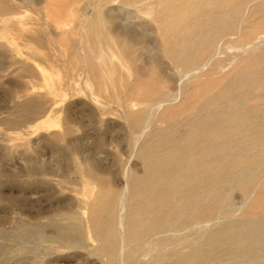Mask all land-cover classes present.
Instances as JSON below:
<instances>
[{
    "label": "rangeland",
    "instance_id": "1",
    "mask_svg": "<svg viewBox=\"0 0 264 264\" xmlns=\"http://www.w3.org/2000/svg\"><path fill=\"white\" fill-rule=\"evenodd\" d=\"M194 1L196 0H0V243L9 247V251L0 257V264L105 263V258L95 253L97 243L88 232V212L85 207L96 188L91 193H85L86 183L111 182L116 191L127 192L123 171H133L138 176L142 174L139 148L151 140L153 132H161L165 128L166 124L161 119L164 108L172 109L180 105L183 98L180 92L184 94L189 91L192 83L202 81L200 77L187 78L182 84L184 92L181 90L176 96L177 90L171 81L178 78L177 72L173 70L170 61L166 60L163 44L166 38L169 39L179 31H158V27L162 28L158 20L168 19L169 23L173 16L189 14L195 7ZM209 8L211 6L207 7ZM259 10L264 11V0L248 3L240 11L239 23L236 25L252 34L254 30L261 33L264 31V14H258ZM107 26L109 29L117 26V32H124L126 29L125 32H128L130 26L134 35L143 37L144 33L148 46L128 44L126 37L124 36L126 40L123 39L116 31L113 36L110 35L112 33L108 34ZM249 26L252 28L249 29ZM142 28L143 33L140 32ZM150 31L153 32L149 33ZM147 32L150 34L148 37ZM104 33H107L105 36L110 39L109 42L102 37ZM254 33L257 34L256 31ZM165 34L167 37L164 39ZM157 35L162 37L161 40ZM115 37L118 39L116 43H127V49L116 44ZM152 39L154 44L151 43ZM232 41L236 42L229 40L230 43L222 48L221 60L228 62L233 58L232 55L239 57L244 54L240 50L247 46L239 43L243 48L238 49L235 48L236 44H231ZM149 45H153L150 51L147 50ZM262 48L264 46L259 47ZM156 49L160 51H157L161 55L159 58ZM148 52L153 53L152 56ZM102 60L105 61L104 64ZM96 63L97 69L91 66ZM149 67L151 72L148 71ZM158 67L164 72H160L162 70ZM231 67L232 65L225 71H220L217 76L226 74ZM98 70L100 71L97 72ZM156 70L158 74H155ZM159 72L165 73L167 78H159ZM145 74L150 77L144 76ZM160 79L162 82H159ZM148 81L153 85L144 90ZM163 86L165 90L158 93V89ZM169 91H172L173 97L157 110L156 103L166 100ZM126 94L130 97L125 98ZM114 97L116 102H113ZM128 113L131 116L127 117ZM141 121L142 124L139 123ZM139 124L142 128L138 127ZM144 128L146 130L139 138ZM63 133L67 136L64 134L65 137L62 138ZM63 139L71 144L72 152L70 145L66 148L68 143ZM68 155L70 157L65 160ZM39 170L57 172L38 173ZM85 170H93L92 179L87 176L83 178ZM251 198L253 200L254 196ZM242 200L241 194L235 192L231 202L239 209L219 218V225L215 220L211 221L208 228L242 220L251 199L247 202ZM74 223L78 226L82 224L80 229L84 228L83 248L61 247L51 240L53 237L58 238L56 235L66 233L64 226L70 228V224L72 226ZM37 225L45 226L42 230L44 233L40 232V236L45 235L42 236L44 240H49L39 247L35 256L15 252L13 244L4 238L18 226L31 228ZM69 228L66 230L72 232L67 235H74V229ZM188 231L193 235L192 240L197 236L199 239L201 230L198 226L175 233L177 236L172 233L174 237L172 234L163 235L161 244L159 236L151 240L154 241L152 244L151 241L148 242L144 251L141 254L138 252V257L135 255V263L132 261L130 264H157L155 260L160 258L159 254L163 255L161 258L167 259L173 255V251L179 253L183 249L185 253L184 250L190 244L188 242L192 241ZM121 234H124L123 229ZM244 237L243 235L242 238ZM223 254L221 256L224 257L220 258L225 260L221 263L220 259L219 264L227 261L229 262L226 264H230L236 259L235 253ZM122 258L121 255L120 262L118 258L119 264H129L126 261L123 263ZM247 263L252 264L248 261L235 264Z\"/></svg>",
    "mask_w": 264,
    "mask_h": 264
},
{
    "label": "bare ground",
    "instance_id": "2",
    "mask_svg": "<svg viewBox=\"0 0 264 264\" xmlns=\"http://www.w3.org/2000/svg\"><path fill=\"white\" fill-rule=\"evenodd\" d=\"M252 1L254 0L246 2L244 0L233 2L230 0H196L195 4L193 2L195 7L189 14L180 13L173 16L169 23L168 19L167 21L166 19H157L158 24L162 27H158V31L162 30L163 33L164 31L171 33L179 31L169 39L166 38V34L163 37L166 38L163 44L166 60L170 61L173 70L177 72L178 78L171 81L174 89L177 90L176 96L179 91L185 88L182 84L187 78L200 77L202 81L197 80L198 82L192 83L191 87L189 86V91H185L184 94L180 92L183 96L182 99L179 97L182 100L180 105H176L177 107L172 109L164 108L161 119L166 124L165 128L161 132H153L151 140L139 148L143 167L142 174L138 176L133 171H123V176L126 177L124 186L127 192L116 191L110 184L111 182L96 184L91 181L86 183L85 193H91L96 188L95 194L85 209L88 212V232L97 243L96 252H94L105 258L104 264H119L121 255L124 258H122L123 263L126 261L130 264L135 255L138 252H143L144 246L151 240L160 236L161 244V236L175 234L182 230H192L197 226L201 230L199 239L196 235L194 240L197 239V241L192 240L193 235L188 231V234L191 235L188 238H192V241L188 242L190 244L187 250H184L185 253L182 251L183 249L179 253L176 252L177 254L173 251L175 253L173 255L169 254L172 252H169L168 254L172 256L167 259L161 258L162 254H159L160 258L155 260L156 263L219 264L221 255L231 252L236 254H234L236 259L230 264L246 263L247 261L252 264H264V48L259 49L264 46V33H262L264 31L257 33L258 30H254L257 33L255 35L254 31L252 34L236 25L239 23L237 21L240 11ZM208 6L211 8L207 9ZM260 10L257 13L264 14L261 13L264 11ZM170 13L169 10V15ZM158 14L160 15V13ZM252 15L256 14L252 13ZM252 15H250L251 18H253ZM249 24L251 25V22ZM259 24L258 26H260ZM102 27L104 30V26ZM116 27L109 29L107 26L106 32L112 33L110 35L113 36V32L118 30ZM250 28L252 27L249 26ZM128 29L132 28L128 26ZM130 30L125 33L118 31L117 34L125 36L128 44L132 45L133 43L134 46L135 43L147 44L142 32L143 28L140 30L143 37L134 35L133 29ZM151 32L153 31L149 33ZM155 32L158 34L157 31ZM149 33L146 35L147 37L150 35ZM93 34L95 33L93 32ZM105 34L107 35L104 33L102 37L109 42L110 39L108 40ZM115 38L116 43L118 39ZM95 39L101 44L98 38ZM152 40L151 43L154 44V40ZM229 40L236 41L231 43L236 44L235 48H243L238 45L239 43H244L243 45L247 47L240 50L244 53H242L243 55L239 57L232 55L233 58L227 62L224 59L221 60V51L224 45L231 42ZM127 43L121 41L116 44L120 45L122 49H127ZM151 46L153 47V45ZM151 46L147 47L148 51ZM144 47L145 45L142 48ZM157 51L156 49V55L160 52ZM148 54L150 53L148 52ZM152 54L150 55L152 56ZM159 56L161 55L158 54V58ZM154 61L156 63V59ZM231 65L229 72L217 76L220 71H225ZM91 66L96 68L97 63ZM103 67L102 69H104ZM150 70L149 67L148 71L151 72ZM160 70V72H164L162 68ZM156 71L155 74H158ZM149 75L145 74L144 76L148 77ZM158 76L163 79L167 78L165 73H160ZM141 78L139 77V80ZM152 85V82L148 81L143 89L148 90ZM160 89H158V93H161L164 86ZM171 96L173 97L172 91L166 100L157 102L155 108L160 109L162 104L167 103L169 98L171 99ZM127 97L128 95L125 96V98ZM160 97L162 98V96ZM160 97L159 99H161ZM144 100L146 101V99ZM114 101L116 102L115 97ZM149 101L151 103V99ZM123 104L125 105L124 102ZM144 109L146 110V108ZM142 111L144 112V110ZM140 113L139 117H141ZM129 115L128 113L127 117ZM139 123L142 124V121ZM145 130L146 128L142 129L139 138ZM64 134H60L62 138L65 137ZM65 135L67 136V134ZM64 142L68 143L65 140ZM69 145L71 148L69 143L66 148H69ZM78 149L79 152L80 149ZM87 172L82 173L83 178L87 176L92 179L93 170ZM235 192H239L246 202L251 199L249 208L247 207L248 210L245 212L246 216L242 220L239 219L238 222L232 223L231 221L227 225L209 229L208 225L211 221L215 220L219 225L221 222L219 218L239 209L231 202ZM126 193L127 195H125ZM252 196H254L253 200ZM77 224L74 223L72 226L70 224V228L69 226L63 227L65 230L74 229V235L65 237L71 244V248L77 243L78 232H82L84 229H80L82 224L79 223L80 226ZM122 229L124 230L123 235L121 234ZM243 235L244 238H242ZM175 236L177 235L175 234ZM189 239L188 241H190ZM152 242L154 241H151V244ZM223 260L221 259L220 262L222 263Z\"/></svg>",
    "mask_w": 264,
    "mask_h": 264
},
{
    "label": "water",
    "instance_id": "3",
    "mask_svg": "<svg viewBox=\"0 0 264 264\" xmlns=\"http://www.w3.org/2000/svg\"><path fill=\"white\" fill-rule=\"evenodd\" d=\"M69 157H70L69 155L65 156V160L68 159ZM37 172L55 174L57 171L39 170ZM85 173H88V172H85ZM43 228H45V226L37 225L31 228H27L25 226H18L10 235L4 238L6 241L9 240L13 244V246L15 247V252L19 254H24V255L35 256L36 253L38 252L39 247H41L43 243L48 241V239L44 240V238L40 236V232L43 230ZM64 231L66 233H64L63 235H56L58 237L56 241L53 239L51 240L56 242L59 246H62V247L68 246L66 248H71L70 247L71 244H69V242L65 239V237L68 236L67 234L69 233V231L67 230H64ZM1 238H3V236H1ZM77 238H78L77 243L74 244L71 249H81L84 247V233L79 232ZM8 249H9L8 246L0 243V257L6 254L9 251Z\"/></svg>",
    "mask_w": 264,
    "mask_h": 264
}]
</instances>
